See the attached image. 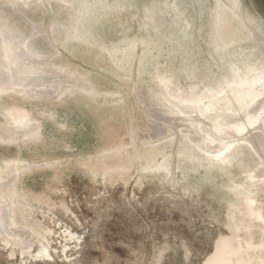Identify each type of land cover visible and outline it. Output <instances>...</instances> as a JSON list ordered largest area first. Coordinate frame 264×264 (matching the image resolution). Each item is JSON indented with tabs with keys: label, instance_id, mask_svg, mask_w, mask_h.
<instances>
[{
	"label": "rangeland",
	"instance_id": "1",
	"mask_svg": "<svg viewBox=\"0 0 264 264\" xmlns=\"http://www.w3.org/2000/svg\"><path fill=\"white\" fill-rule=\"evenodd\" d=\"M33 1L22 13L14 11L16 4ZM55 1L0 0V21L2 16L8 18L5 26L0 23V38L3 35L4 39L2 32L7 31L1 54L11 58L14 67H18L17 62L21 67L26 62L35 66L33 77L48 87L38 91L49 93L21 101L0 97V122L35 118L40 125L37 138L30 143L0 142V167L5 168L11 160L33 165L24 170L20 164L7 200L13 203L22 199L38 209L35 218L39 226L52 231L44 240L31 231L33 235L28 238L35 236L38 242L31 243L25 254L6 246L1 236L0 264H229L228 260L264 264V227L260 225L263 229L255 236L244 237L235 218L242 217L243 229L258 228L261 222L249 204L252 194L231 191L235 184L250 185L252 180L236 165L208 168V161L202 157L200 161L181 157L177 150L182 133L200 142L205 148L203 154L223 149L230 142L235 146L245 143L258 132L264 135V122L245 132L234 131L223 123H230L235 112L225 110L220 115L215 109L203 111L211 99L227 93L221 89L213 94L206 91L223 76H231L222 60L228 47L218 50L214 46L226 44L228 38L221 42L218 31L212 30L216 6L227 8L231 2L83 0L92 6L79 24L80 31L85 32L71 38L65 36V27L72 24L82 0ZM66 1L73 2L75 10H69ZM235 1L237 6L227 9L255 26L260 35L247 37L249 34L241 31L242 40L234 45L240 50L231 57L241 58L246 49L254 65L264 66V0ZM56 24L60 33L54 32ZM14 35L27 38L29 45L24 49L28 47L33 60L15 56L25 53L23 46L14 47L15 42L22 41ZM131 47L135 49L128 59L124 51ZM36 53L40 55L36 57ZM39 63L44 64L40 69ZM170 72L175 80L163 78ZM73 85L84 88L69 89L59 98L52 89ZM86 87L93 93L84 92ZM165 92L172 97L165 99ZM196 98L201 101L197 102L201 122L196 115L173 111L181 100L186 103ZM263 100L256 99L239 113H260ZM210 114L214 120L207 119ZM155 145L162 154L152 165L161 164L165 155L172 173L143 169L151 161L146 151ZM253 145L255 141L248 146ZM116 150L122 155L119 167L109 159ZM255 157L250 164L259 161ZM99 163L102 168L96 172L91 167ZM257 197L264 201V194ZM0 204L2 216L5 204ZM13 226L11 233L18 237L21 231ZM42 244L50 258L38 255Z\"/></svg>",
	"mask_w": 264,
	"mask_h": 264
},
{
	"label": "bare ground",
	"instance_id": "2",
	"mask_svg": "<svg viewBox=\"0 0 264 264\" xmlns=\"http://www.w3.org/2000/svg\"><path fill=\"white\" fill-rule=\"evenodd\" d=\"M49 1H51V0H49ZM56 1L59 2L58 0H56ZM60 1H62V0H60ZM226 1L231 2V3L227 4V6H226L227 8L229 6L231 8H232V6L236 7L238 4L235 0H226ZM34 2L35 1L30 2V3L24 2L23 4L18 3L15 5L17 7L14 9V11L22 13L25 8H29L32 5V3H34ZM90 3H92V1ZM218 3H219V1H218ZM72 4H74V3L72 2ZM72 4L70 1L65 2V5L68 6L69 10H71L73 8L74 5L72 6ZM172 5H174V3ZM33 6H35V4H33ZM94 6H98V5L94 4ZM79 7L80 8L79 9L77 8L78 10H76V17H75V19L72 20V24L65 27V28H67V31L65 32V36H70L72 38L74 36H78L81 32H85V30L80 31L79 24L84 21V18L86 17V12L88 11L89 7H92V6L87 5L85 3V1L82 0V3L80 4ZM101 7L106 8L107 6L101 5ZM216 7H217V8H215L216 10L214 9L216 14H214L215 12L212 13V15H215L214 20L212 19L213 20L212 30H214V28H215V30L218 31L217 33L219 34V37L218 36L217 37L219 38V40L221 39V42H222V38L227 37L229 40L227 39L228 42L226 44H223L222 46L220 45V43H218V45H214V46L217 47L218 50H221V48L225 49L226 47H228V49L223 51V57H222L223 59L222 60H224L226 62V64L228 65V68H227V70L229 71L228 75L230 73L231 76H223V78L221 80H219L218 84H216L211 90L207 89L206 93H209V94H213L214 92H217L220 89H221V93L225 92V91L227 93L221 95L218 98L211 99L208 106H206V105L203 106V109H204L203 111L209 112L210 110L214 111V109H215V110L220 111V112L216 113V114H220V115H222L223 112H225V110L235 112V114L231 118V119H235V120L231 121V119H230L229 120L230 123H228V124L223 123V125L234 130V131L237 130V131L245 132V130H247L251 126H254L255 124H258L261 122L263 124V122H264V118H262V114L264 113V100L261 102V104L262 103L263 104L259 108L260 113L258 112L259 110L257 111L258 112V114L256 113L257 115L254 112L255 115L253 114V116H252V114H250L247 111H245L247 113L244 116L239 113L240 110L246 109V107L251 105L256 99L258 100V98H264V73H263L264 72V66H261L262 63L254 65L250 60V56L245 54L246 49L243 50L242 47L241 48L244 52L243 51L241 52V58L238 56L236 58H234V57L232 58L231 54L236 52L237 50H240L239 49L240 47H234L236 42H239L242 40V39H239L240 38L239 33L242 31L244 34H247V35L249 34L247 37H249L250 35L252 36V34H256V30H255L256 27L253 25L250 26L248 24V22L246 23V21L243 19V17H241L239 14L234 15V13L230 12L229 9L225 8V6H223V5L221 6V4H219V6H216ZM149 9H151V8L148 7V10ZM173 9H175V8H173ZM27 10H25V11H27ZM73 10H75V9L73 8ZM9 11H11V10H8V12ZM70 13H71V11H70ZM150 14H152V12ZM182 14H185V13L182 12ZM2 17H3V19L0 21V23L3 26H5V23H7V22H5L4 20L8 19V18L6 16H2ZM149 18H151V16L148 15V20H149ZM235 18H237L238 20H236ZM184 23L185 22H183V24ZM59 26H60V24H59ZM240 26L242 28H240ZM254 27H255V29H254ZM59 29H60V27L58 28V24H56L54 26V32L58 33ZM188 30L189 29L187 28V32H188ZM2 33L5 35L4 39L7 40V37H6L7 31H3ZM257 34H259V32ZM8 35L10 36V34H8ZM29 35H31V34H29ZM34 36H36V35L34 34ZM1 37L3 38V35ZM14 37H17V36L14 35ZM2 38H0V50L3 48L4 39H2ZM17 38H20V37H17ZM24 38H26V37H24ZM24 38L23 39L20 38L22 41H20L19 43L15 42L14 47L20 48L23 46V50H24L25 55H23L22 53H19V54H16L15 56H19L21 59L26 61L28 59L30 60V58L32 59L35 57H32L29 55L30 51H28V47L26 50L24 49V47L29 45L28 44L29 42L26 41L27 38L26 39H24ZM33 39L34 38H32V40ZM66 39L64 38L65 41H66ZM210 43H212V42L210 41ZM9 49H10V47H9ZM134 49H135L134 47H131L128 49L126 48V50L124 51L126 54L125 57H127L128 59H131V57H132L131 53L133 52ZM39 55H40L39 53H36L35 56L38 57ZM123 60L124 59H122L121 62ZM236 60H239V61L235 62ZM6 61H9V62L6 63ZM10 61H11V58L6 56L5 54H1V52H0V97L5 98V99H7V98L8 99L19 98L18 101H21V100H25V99H29V98H35V97L42 98L44 96L49 95V93L40 92L41 90H45L46 88L48 89V87L45 84H40V82L38 83V80L36 78H34L35 77L34 76L35 71H33V68L35 66H31L30 62L29 63L26 62L25 65L23 67H21V62H17L18 67H14V66H12V63ZM43 65L39 63L38 69L42 68L41 66H43ZM229 67H231V68L229 69ZM241 67H244V69ZM2 68H6L9 70L6 71V70H3ZM161 71H163V70H161ZM42 72H44V71H42ZM226 73H227V71H226ZM192 74H191V76H192ZM237 77H242L244 79H238ZM163 78H170V79L172 78L175 80L174 75L171 72L166 74V76ZM190 79H191V77H190ZM166 81H168V80L166 79ZM169 84H171V83H169ZM171 85H169V86H171ZM167 87H168V85H167ZM174 87H176V89H178V88H180V85L174 84ZM38 88H41V90L38 91ZM80 88H84V86L73 85L72 87H63V88L56 86V87H53L52 89L55 91V93H57V98H59L63 92H65L69 89L79 90ZM189 89H191V87ZM87 90H89L90 92L93 93L92 89H89L87 87H86V89H83L84 92H87ZM202 92H201V95L203 94ZM168 93L165 92V95H164L165 99H170L172 97L171 94L169 95ZM175 96L178 97L176 93H175ZM168 102H170V101H168ZM185 102L186 103H183L181 100V102L176 103L174 108L172 107L173 111L179 112L181 114L187 113L189 115L190 114L196 115V117L201 122L200 110L198 109V106L200 104L197 103V102H201V101L196 98L195 100L194 99L185 100ZM192 106H194V107L192 108ZM237 112H238L239 116L236 114ZM197 113H199V115H197ZM242 114H243V112H242ZM210 116H211V114L208 116L207 119L214 120ZM202 117H204V116H202ZM188 119H190V118H188ZM260 119H261V121H260ZM195 123L198 124L199 122H195ZM192 124H193V122H192ZM221 125L222 124L219 123L217 127H219ZM196 126H191V127H196ZM39 131H40V125L35 118L22 119V120H18L17 122H14V123L0 122V142H2V143H6V142L7 143H13V142L20 140L23 143L24 142L30 143L33 141V139L37 138ZM115 133H117V132H115ZM263 134H264V131H263ZM172 138L173 137H171V139ZM174 141H176V140H173V142ZM253 141H255L256 146H260L258 148H260L261 151H263L262 153L264 154V135L261 136V132L256 133L255 137L253 139H250V140L247 139L245 143H239V144H237V146H235L232 142H230V143L224 145L223 149L221 148L220 150H217L215 152L210 151L211 153H209V154H203L202 151H204L205 148L202 146V144L200 142L194 141L189 136V133L188 134L182 133V137L180 140V148L177 146L179 148V149H177L178 155H180L181 157H186V158H190V159H198V160L200 157H202V159L208 161V168H214L215 166H219L221 168H227L229 166L236 165L241 170L244 177L252 180V183L250 185H246L243 183L236 185L234 183L235 185L232 186V188H231L232 192H246L247 194H252V197L249 199V204H251L253 213L257 215V217L259 218V220L261 222L257 229H253V230L249 231L245 227H244L245 229H243L242 217L236 215V217H235L236 223H237V225H240V227H242V228L239 227V229L242 230V234L244 235V237L255 236L256 234H258V231L263 229L260 225H262L264 227V201L259 200L257 197L258 193L264 194V167L261 166V165H264V156L261 153H259L258 150H256V146L253 145V148L248 146L249 143H251ZM220 143H223V142H220ZM210 144L212 145L213 142L210 141ZM212 146L216 147L217 145L215 143ZM250 149L252 150L251 152H254V153H251ZM159 151H161V150L158 149L156 147V145L150 146V148L146 152L148 153V155H150L149 158H151V161L147 162V164L145 165V167L143 169L145 171L157 170L158 172H161L163 174L172 173V170L170 169L168 158L165 155H162L161 164L152 165L155 162L156 158L159 157L160 154H162ZM115 152L116 153H115L114 157H109V159L112 161H116V162H112V163H114L115 167H119L122 165V164L118 163L122 160V155H118L119 152L117 150ZM254 155H256L255 158H257V156L259 158V161L257 163H255V165H253L252 162L250 164V160ZM169 156H170V154H169ZM135 157H137V156H135ZM105 159H107V157H105ZM105 162H106V160H105ZM21 163H22V167L24 168V170H27V168L33 166L32 164H28L26 161L20 162L17 160H11V161L6 162V164L4 165L5 168L0 167V203L3 201L5 204V206L3 208V215L0 216V237L1 236L4 237L3 243H5L6 246L11 247L12 249L19 248L21 250V252L23 254H25L28 252L29 249H31V247H32L31 243H33L35 241L38 242L37 237H42L44 240V238H46L45 236L46 235L48 236L50 233H52V231L49 229L44 230L41 226H39V222L35 218V215H36L38 209H36L35 207H31L29 204L26 205L27 202L25 201L26 203H23L22 199H19L13 203H10V201L7 200V196L10 195L12 188H13L12 183L17 178L18 173L21 170L20 169ZM258 167L260 168V170H258V171L254 170V169H257ZM91 168H94V170L97 172V170L102 168V164L99 163L97 165L92 166ZM225 172H226V170H225ZM12 225L17 226V228L20 229L19 231H21V233L18 237L13 235V233H11V226ZM31 231H35L37 233V237L34 236L33 240L28 238L30 235H33L31 233ZM42 231H44L43 234H42ZM45 242H46V240H45ZM11 252H12V250H11ZM15 254H16V252H15ZM12 255L14 256V252ZM38 255H40L43 259L51 257V255L49 254L47 246L44 244H42V249L39 251ZM249 256L251 257L253 255L251 254ZM228 263L229 264H237V263H233V261H231V260H228ZM250 264H255V262L250 261Z\"/></svg>",
	"mask_w": 264,
	"mask_h": 264
}]
</instances>
